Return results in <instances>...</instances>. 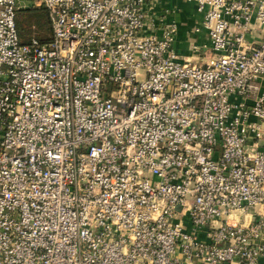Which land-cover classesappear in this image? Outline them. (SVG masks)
Segmentation results:
<instances>
[{
	"label": "built area",
	"instance_id": "built-area-1",
	"mask_svg": "<svg viewBox=\"0 0 264 264\" xmlns=\"http://www.w3.org/2000/svg\"><path fill=\"white\" fill-rule=\"evenodd\" d=\"M0 0V264H264V0ZM197 51V47L193 46ZM179 206V208H178Z\"/></svg>",
	"mask_w": 264,
	"mask_h": 264
},
{
	"label": "crops",
	"instance_id": "crops-1",
	"mask_svg": "<svg viewBox=\"0 0 264 264\" xmlns=\"http://www.w3.org/2000/svg\"><path fill=\"white\" fill-rule=\"evenodd\" d=\"M163 5L171 8L175 7L174 13L169 14V19L177 22V34L174 41V48L177 52L185 40H188L189 48L197 47V51L193 49L191 59L197 62L198 56L204 54V46L207 45L208 39L204 31L196 30L200 25L201 14H199L193 3L185 0H162ZM203 59H200L202 61ZM204 61V60H203Z\"/></svg>",
	"mask_w": 264,
	"mask_h": 264
},
{
	"label": "trees",
	"instance_id": "trees-1",
	"mask_svg": "<svg viewBox=\"0 0 264 264\" xmlns=\"http://www.w3.org/2000/svg\"><path fill=\"white\" fill-rule=\"evenodd\" d=\"M16 27L19 38L23 42L31 37H36L41 41L47 40L50 35L47 10L42 6L20 8L16 13ZM41 28H47V31Z\"/></svg>",
	"mask_w": 264,
	"mask_h": 264
},
{
	"label": "rangeland",
	"instance_id": "rangeland-1",
	"mask_svg": "<svg viewBox=\"0 0 264 264\" xmlns=\"http://www.w3.org/2000/svg\"><path fill=\"white\" fill-rule=\"evenodd\" d=\"M20 4H24L26 7H31L35 4V0H20L19 1ZM37 6H41V5H37ZM175 7H171L170 10H169V13H174L175 11ZM177 23V22H176ZM43 31H47V28H41ZM178 29V27H177ZM26 33H28V31H25ZM177 34V32H176ZM176 49V48H175ZM177 50V49H176ZM178 51L180 52H177L179 54V56L181 58H191L193 56V54H188L189 52L191 53V51H193L192 48H189V43H188V40H185L184 43H182L181 47L178 49ZM206 57V54H202L200 56H198V59H197V62H202ZM200 59H203L202 61H200ZM194 60V59H192Z\"/></svg>",
	"mask_w": 264,
	"mask_h": 264
},
{
	"label": "water",
	"instance_id": "water-1",
	"mask_svg": "<svg viewBox=\"0 0 264 264\" xmlns=\"http://www.w3.org/2000/svg\"><path fill=\"white\" fill-rule=\"evenodd\" d=\"M178 208H179V206H178Z\"/></svg>",
	"mask_w": 264,
	"mask_h": 264
}]
</instances>
